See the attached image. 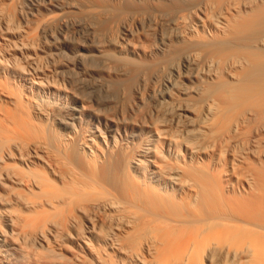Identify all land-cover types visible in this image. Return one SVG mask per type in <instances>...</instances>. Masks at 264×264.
Segmentation results:
<instances>
[{
	"label": "bare ground",
	"instance_id": "6f19581e",
	"mask_svg": "<svg viewBox=\"0 0 264 264\" xmlns=\"http://www.w3.org/2000/svg\"><path fill=\"white\" fill-rule=\"evenodd\" d=\"M0 264H264V0H0Z\"/></svg>",
	"mask_w": 264,
	"mask_h": 264
}]
</instances>
